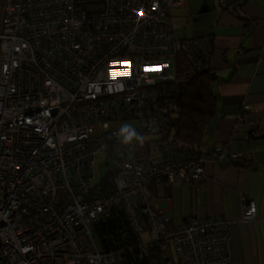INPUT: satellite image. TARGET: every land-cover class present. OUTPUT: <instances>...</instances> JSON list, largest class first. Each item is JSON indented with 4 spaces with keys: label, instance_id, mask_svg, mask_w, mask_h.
<instances>
[{
    "label": "built area",
    "instance_id": "1",
    "mask_svg": "<svg viewBox=\"0 0 264 264\" xmlns=\"http://www.w3.org/2000/svg\"><path fill=\"white\" fill-rule=\"evenodd\" d=\"M183 3L0 0V264H124L93 235L111 205L129 215L142 247L169 228L186 264H236L226 220L194 217L174 229L150 201L154 183L201 182L202 156L123 160L112 195L79 199L99 174L97 157L108 155L112 141L126 142L124 108L147 99L137 90L174 78L169 61L136 54L174 51L171 10ZM127 128L130 141L142 140L139 129ZM214 152L220 160L239 157L228 142ZM257 210L245 199V220L257 219Z\"/></svg>",
    "mask_w": 264,
    "mask_h": 264
},
{
    "label": "crops",
    "instance_id": "2",
    "mask_svg": "<svg viewBox=\"0 0 264 264\" xmlns=\"http://www.w3.org/2000/svg\"><path fill=\"white\" fill-rule=\"evenodd\" d=\"M184 2L172 12L179 37H210L216 47L212 89L219 118L201 149L204 179L196 184L179 180L157 184L150 201L166 212L174 229L194 217L223 218L232 235L236 264H264V0ZM246 104L251 105L249 111H244ZM227 142L239 157L217 159L216 146ZM174 147L145 161L188 157L183 144ZM245 199L256 202L257 219H244Z\"/></svg>",
    "mask_w": 264,
    "mask_h": 264
},
{
    "label": "trees",
    "instance_id": "3",
    "mask_svg": "<svg viewBox=\"0 0 264 264\" xmlns=\"http://www.w3.org/2000/svg\"><path fill=\"white\" fill-rule=\"evenodd\" d=\"M175 8L177 7L171 10V16ZM171 25L176 41L173 52L136 54L148 60L169 61L174 74V78L143 84L137 90L147 97L142 108L137 103L124 108L122 119L132 123L127 127H135L141 131L142 140L125 143L112 141L107 149L108 155L98 156L97 163H105L117 148L126 146L141 148L149 156L136 161L118 158V163L123 160L150 162L145 161V158L170 150L178 144H183V148L187 150L188 157L183 158L201 156L208 129L219 118L218 98L212 89L214 69L211 61L216 47L210 37H179V30L174 28L173 21ZM119 101L125 107L124 99ZM154 146L157 148L152 149ZM97 163L100 179L96 182L94 180L89 194H83L79 199H93L115 192L120 164L112 168L108 166L109 169L103 172L98 170ZM156 185L154 183L153 188ZM150 198H153L152 192ZM111 208L109 217L100 218L92 224L93 235L102 251H119L124 264H186L177 257L172 238L168 237L169 228L154 239L151 246L142 247L129 215L117 205H111Z\"/></svg>",
    "mask_w": 264,
    "mask_h": 264
},
{
    "label": "rangeland",
    "instance_id": "4",
    "mask_svg": "<svg viewBox=\"0 0 264 264\" xmlns=\"http://www.w3.org/2000/svg\"><path fill=\"white\" fill-rule=\"evenodd\" d=\"M135 122L137 123V121H135ZM130 124H132V123H130L128 121H122L121 122V127L125 128L128 125H130ZM142 157H144V151L141 148H138V147L134 148L132 146H126V147H123V148H117L115 150V152L108 158V160L105 163H102V162L101 163L100 162L97 163V168H98V170H102L103 172H106L109 169V167L112 168V167L116 166L117 164H120L117 161L118 158L136 161V160L141 159ZM99 179H100V175L97 174L95 182L98 181ZM145 237H146L147 240H150L151 235H150L149 231L145 232Z\"/></svg>",
    "mask_w": 264,
    "mask_h": 264
},
{
    "label": "clouds",
    "instance_id": "5",
    "mask_svg": "<svg viewBox=\"0 0 264 264\" xmlns=\"http://www.w3.org/2000/svg\"><path fill=\"white\" fill-rule=\"evenodd\" d=\"M122 134H126V142L130 141L133 138V134L129 132L127 127L122 129Z\"/></svg>",
    "mask_w": 264,
    "mask_h": 264
}]
</instances>
